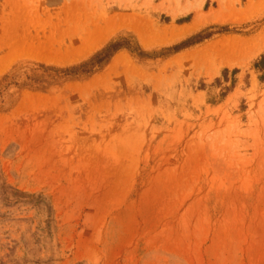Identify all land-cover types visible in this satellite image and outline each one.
<instances>
[{"label":"rangeland","instance_id":"374dc122","mask_svg":"<svg viewBox=\"0 0 264 264\" xmlns=\"http://www.w3.org/2000/svg\"><path fill=\"white\" fill-rule=\"evenodd\" d=\"M263 34L264 0H0V264H264Z\"/></svg>","mask_w":264,"mask_h":264},{"label":"bare ground","instance_id":"6f19581e","mask_svg":"<svg viewBox=\"0 0 264 264\" xmlns=\"http://www.w3.org/2000/svg\"><path fill=\"white\" fill-rule=\"evenodd\" d=\"M262 36L264 37V34ZM236 41L240 43L239 40ZM236 41L231 42V40H228L222 44L221 49L217 52V56L221 61L227 64H234L235 59L241 58L244 55L242 46L237 47Z\"/></svg>","mask_w":264,"mask_h":264},{"label":"trees","instance_id":"16d2710c","mask_svg":"<svg viewBox=\"0 0 264 264\" xmlns=\"http://www.w3.org/2000/svg\"><path fill=\"white\" fill-rule=\"evenodd\" d=\"M117 48L115 47H109L108 49H106V51H104V54H110V52L115 51ZM255 68L258 70H263L264 71V55L260 56L259 60L257 61V63L255 64Z\"/></svg>","mask_w":264,"mask_h":264}]
</instances>
